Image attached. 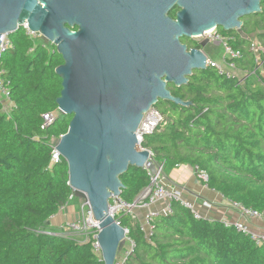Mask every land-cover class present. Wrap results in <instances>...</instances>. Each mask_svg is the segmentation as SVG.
<instances>
[{
	"label": "trees",
	"instance_id": "16d2710c",
	"mask_svg": "<svg viewBox=\"0 0 264 264\" xmlns=\"http://www.w3.org/2000/svg\"><path fill=\"white\" fill-rule=\"evenodd\" d=\"M252 37L264 47V2L261 13L249 16L247 37L230 43L242 54L236 64L244 77L227 79L207 68L194 71L184 86L169 84L174 97L191 105L158 102L164 122L141 146L166 179L181 166L204 171L208 189L264 216V54L257 63ZM9 39L12 47L0 60L13 105L7 111L0 99V264H104L92 242L45 232L51 218L78 199L65 160L50 167L53 141L68 132L72 116L60 114L42 128L45 115L58 111L63 88L56 69L63 57L23 27ZM120 179L121 199L129 204L150 185L143 168L130 167ZM172 209L153 220L149 238L139 220L118 218L136 244L126 264H264V245L235 227L196 219L179 203Z\"/></svg>",
	"mask_w": 264,
	"mask_h": 264
},
{
	"label": "water",
	"instance_id": "95a60500",
	"mask_svg": "<svg viewBox=\"0 0 264 264\" xmlns=\"http://www.w3.org/2000/svg\"><path fill=\"white\" fill-rule=\"evenodd\" d=\"M174 1L149 0L146 11L144 0H0V49L3 35L27 24L63 57L57 104L72 120L57 150L75 195L88 201L99 224L104 264H114L126 245L109 206L121 197L120 177L130 167L158 172L137 137L145 114L160 101L189 107L168 85L184 86L194 71L208 68L204 51L189 50L180 38L240 29V17L262 12L261 0H182L172 22L166 13Z\"/></svg>",
	"mask_w": 264,
	"mask_h": 264
},
{
	"label": "built area",
	"instance_id": "2783aa9c",
	"mask_svg": "<svg viewBox=\"0 0 264 264\" xmlns=\"http://www.w3.org/2000/svg\"><path fill=\"white\" fill-rule=\"evenodd\" d=\"M23 28L26 30V34L31 39L44 38L40 33L30 31L28 25L25 24ZM205 33L202 38L209 39L210 44L215 47H222L224 49V55L222 58V64L217 63L207 57V67L214 68L219 75L226 77L227 79H238L241 80L244 77V73L240 71L237 67L236 60L242 57L240 51H236L230 45L231 42L236 40L225 37L218 33L216 28H214L210 34L206 35ZM10 34L3 35L2 37V48L0 49V60L4 53H6L11 47L12 43L9 39ZM45 39V38H44ZM47 40V39H46ZM48 41V40H47ZM50 42V41H49ZM249 50L252 52L256 58V62L260 63L262 55L264 54V47L258 41L257 38H252L249 44ZM237 72H242L241 76L237 75ZM5 71L0 68V99L5 101L8 105L7 111H10L13 107L8 91V82L4 79ZM61 114V111L58 109L57 112L52 114L45 115V123L42 127L43 129L54 123L57 117ZM164 122V116L156 108H152L148 113L145 114L139 128L137 131V137L139 143L142 144L144 137L152 135L159 126ZM62 137V136H61ZM60 137V138H61ZM59 138V139H60ZM53 141V151H52V161L51 166L53 167L62 161V156L57 150L58 140ZM158 172L156 175H152L148 169H144L148 172L150 176V185L145 188L137 200L133 204L124 202L121 197L113 196L109 201L110 213L115 218L119 225L120 222L118 218L121 215H130L132 219L138 220L136 216L137 208H149L150 206L156 203H162L163 209L161 211H149L145 217L144 221L140 222L141 230L146 233V236L149 238L153 231L151 223L158 216H167L173 213L172 204L179 203L188 210H190L196 219L205 218L210 220L208 217L204 216L201 210L205 209L207 212H211L214 209L213 203L209 201H203L202 203H196L184 197V195L179 191L173 188L167 183V180L163 174V166H157ZM196 179L200 181L205 187L208 181V175L204 171H196ZM84 203L81 206V213L78 220L66 223L62 226L60 233L55 234V236H60L64 238H74L79 236H85L84 241L79 243L92 242V247L96 253L101 256V249L98 243V234L100 232V227L97 221L94 218V214L90 208L88 201L82 200ZM234 210L238 211L240 216L243 218H254L264 221V216L260 212L246 208L239 204L231 203ZM222 221V220H221ZM226 226H233L235 229L249 236L257 245H264V235L254 233L245 223L243 222H228L222 221ZM49 235H53L47 233ZM125 239L126 245L123 251L118 255L114 264H126V260L131 256L136 248V244L129 237V230L125 228Z\"/></svg>",
	"mask_w": 264,
	"mask_h": 264
},
{
	"label": "crops",
	"instance_id": "0c3cea01",
	"mask_svg": "<svg viewBox=\"0 0 264 264\" xmlns=\"http://www.w3.org/2000/svg\"><path fill=\"white\" fill-rule=\"evenodd\" d=\"M7 105V103H5ZM196 171L187 166H181L175 169L166 179L167 183L176 190H179L184 197L196 203L209 201L213 203L214 209L211 212L203 209L201 212L210 220L228 221V222H243L254 233L264 235V221L254 218H243L239 212L234 210L231 202L226 200L222 195L213 190L208 189L200 181L196 179ZM162 203H156L149 208H137L136 216L140 222L144 221L145 215L149 211H161L163 209ZM81 209V208H80ZM81 210L78 205L70 203L64 207L56 216L52 217L45 232L50 234L60 233L62 226L66 223L73 222L79 219ZM49 229V230H48ZM80 237V236H79ZM78 238V241L80 240ZM76 238V239H77ZM75 239V237H74Z\"/></svg>",
	"mask_w": 264,
	"mask_h": 264
},
{
	"label": "flooded vegetation",
	"instance_id": "af4514ba",
	"mask_svg": "<svg viewBox=\"0 0 264 264\" xmlns=\"http://www.w3.org/2000/svg\"><path fill=\"white\" fill-rule=\"evenodd\" d=\"M137 2V1H136ZM264 2V0H261V8H262V3ZM148 3L149 0H144V9L147 11L148 9ZM184 10V6L182 4V0H175L172 5L169 7L167 13H166V17L169 18L172 22H178L179 20V15L180 13ZM249 16L250 15H243L242 17H240L238 19V21L241 23V27L240 29H236V30H231V31H226V32H231L233 33L230 36H225L223 33V28L218 27L216 28V30L218 31V33H220L221 35L225 36V37H229L232 38L234 40H237L238 38H246L247 37V33L249 30ZM206 40L204 38H202L201 36H190V37H182L180 38V41L183 45L187 46V48L189 50L191 49H198L201 51H205L207 48H209L210 41L208 40V44L205 47L201 46V43Z\"/></svg>",
	"mask_w": 264,
	"mask_h": 264
},
{
	"label": "rangeland",
	"instance_id": "374dc122",
	"mask_svg": "<svg viewBox=\"0 0 264 264\" xmlns=\"http://www.w3.org/2000/svg\"><path fill=\"white\" fill-rule=\"evenodd\" d=\"M254 38V37H252ZM43 43H47V40H41ZM205 55L213 60V61H216L217 63L219 64H222V58H223V55H224V49L222 47H215L213 45H210L209 48H207L205 51H204ZM242 72H237V75L241 76ZM83 199H80L78 198L77 200H73L72 203L73 205H78V208L80 210L82 204L84 203V201H82ZM49 230V229H48ZM47 233V232H46ZM77 237H75L76 239ZM79 241H78V238L76 239L78 242H82L84 241L85 239V236H80L79 237Z\"/></svg>",
	"mask_w": 264,
	"mask_h": 264
},
{
	"label": "bare ground",
	"instance_id": "6f19581e",
	"mask_svg": "<svg viewBox=\"0 0 264 264\" xmlns=\"http://www.w3.org/2000/svg\"><path fill=\"white\" fill-rule=\"evenodd\" d=\"M212 30H213V29L207 31V32H206V33H207L206 35L210 34ZM198 37H200V36H198Z\"/></svg>",
	"mask_w": 264,
	"mask_h": 264
}]
</instances>
